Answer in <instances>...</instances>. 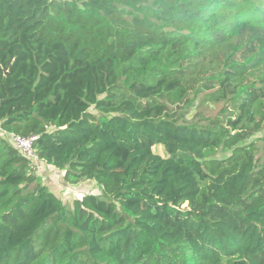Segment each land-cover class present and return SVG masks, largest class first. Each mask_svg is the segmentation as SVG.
<instances>
[{"label":"trees","instance_id":"16d2710c","mask_svg":"<svg viewBox=\"0 0 264 264\" xmlns=\"http://www.w3.org/2000/svg\"><path fill=\"white\" fill-rule=\"evenodd\" d=\"M0 264H264V0H0Z\"/></svg>","mask_w":264,"mask_h":264},{"label":"rangeland","instance_id":"374dc122","mask_svg":"<svg viewBox=\"0 0 264 264\" xmlns=\"http://www.w3.org/2000/svg\"><path fill=\"white\" fill-rule=\"evenodd\" d=\"M154 149L161 154H165L162 146H156ZM181 157L183 160L187 161L185 155H181ZM32 164L35 167L36 174L40 176L42 182L47 186V188L69 206L75 198H80L81 196L90 193H101V189L93 180L71 183L65 179L64 171L59 170L42 160L35 158L32 160ZM200 185L203 189L205 188L204 182H200Z\"/></svg>","mask_w":264,"mask_h":264},{"label":"built area","instance_id":"2783aa9c","mask_svg":"<svg viewBox=\"0 0 264 264\" xmlns=\"http://www.w3.org/2000/svg\"><path fill=\"white\" fill-rule=\"evenodd\" d=\"M35 136H29V137H22L18 135H9L8 139L11 142V144L28 160L32 162L33 159H37L33 143L35 140Z\"/></svg>","mask_w":264,"mask_h":264}]
</instances>
